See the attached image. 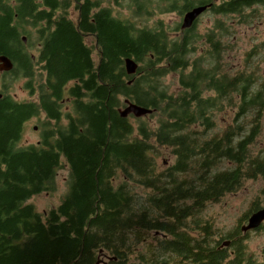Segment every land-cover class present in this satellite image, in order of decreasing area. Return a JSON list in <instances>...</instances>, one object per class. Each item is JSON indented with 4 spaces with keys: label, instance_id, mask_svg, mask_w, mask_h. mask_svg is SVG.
I'll return each instance as SVG.
<instances>
[{
    "label": "trees",
    "instance_id": "16d2710c",
    "mask_svg": "<svg viewBox=\"0 0 264 264\" xmlns=\"http://www.w3.org/2000/svg\"><path fill=\"white\" fill-rule=\"evenodd\" d=\"M212 1L0 0V57L13 64L0 73V264H138L135 249L143 234L136 227L157 213L134 194L137 185L167 186L174 175L184 184L191 172L193 183L202 185H193V194L211 199L233 180L229 173L208 172L205 155H240L239 184L251 176L244 163L252 155L248 145L263 131L261 112L250 128L241 123L222 132L215 119L227 106L243 116L254 105L252 75L242 71L237 78L222 68L230 42L219 44L217 34L222 29L229 37L232 23L243 22L251 6L249 0L213 5L208 36L197 32L198 21L181 28L185 13ZM72 6L75 21L67 18ZM168 13L180 22L159 18ZM127 58L138 65L134 75L125 71ZM171 75L175 91L164 82ZM18 81L24 91H38L32 104L37 114L54 117L56 106L69 101L68 132L20 145L30 115L28 102L11 93ZM126 101L152 110L150 119L121 117ZM153 117L156 123H149ZM79 126L84 136L76 141L72 130ZM163 148L176 153L175 173L170 166L157 169ZM64 168L69 177L62 202L37 212L28 201L53 191ZM121 168L129 181L126 197L122 183H113Z\"/></svg>",
    "mask_w": 264,
    "mask_h": 264
},
{
    "label": "flooded vegetation",
    "instance_id": "af4514ba",
    "mask_svg": "<svg viewBox=\"0 0 264 264\" xmlns=\"http://www.w3.org/2000/svg\"><path fill=\"white\" fill-rule=\"evenodd\" d=\"M224 1L226 0H213L199 5L205 6L206 11L195 23L199 22L205 15H210L214 21V15L211 14L213 5L219 6ZM244 1L246 0H239L238 3L243 2L242 4H244ZM248 5L251 7L246 13L254 15V21L248 27L250 33L245 32L241 36L248 41L250 46L248 52L252 55L250 64L259 69L258 65L264 62V55H262L264 54V0H249ZM72 8L78 14L74 6L69 9L68 13ZM220 14L219 17L223 21L224 18ZM67 18H69V14H67ZM232 24L239 27L247 26L243 25L242 22H233ZM212 28H205L203 35L208 36L209 30ZM217 34L219 36L218 43L223 45L225 43L223 30H218ZM203 41L205 42V40ZM24 43L26 44V42ZM222 61L220 62L221 65ZM222 68H224L223 65ZM257 71L251 74L252 85L249 89L250 100L254 103L253 107L243 116H240L239 111L236 110L233 122L229 126H240L243 123L250 128L257 121L255 112H261L259 122L262 124L264 118V81L262 79L264 77H259ZM240 72L237 70L233 73L238 78ZM38 75L39 73L36 72L33 76L37 78ZM37 93L38 91L34 89L27 91L26 101L29 104L30 118L23 126L20 143L27 127L37 138L35 142L27 143V145H39L45 139L51 140L52 137H57L60 131L62 133L68 132L69 127L70 106L65 104L66 101L64 100L59 103V106H56L54 117H50L46 112L37 114L32 109V104L40 99ZM234 99L239 104L238 95L234 96ZM248 113L251 114V118L246 121ZM93 132V129H90V138L95 136ZM72 135L73 140L78 141L84 136V129L80 126L75 127L72 130ZM258 137L259 135L254 136L248 145V149H255ZM172 150L174 149L172 148ZM251 154L246 155L248 163H244L245 166H249L251 176L242 178L240 184L239 176L243 173L242 169L240 172V155H205L206 160L211 165L207 169L208 172L211 174L215 172L229 173L232 174L233 180L232 183L229 181L227 184L221 185L222 192L211 199H209L208 194H202L203 199L201 200L193 194V185L195 187L202 185L193 183L191 172L187 174L184 184H176L174 175L173 184L170 183L167 186L137 185L134 194L139 197L144 207L156 208L154 211L157 213V215L151 216V219L143 216L142 222L136 227L143 234L138 247L135 249L140 254L138 264H264V219L249 228L252 218L264 210V148L256 153L251 151ZM172 155H176V153L173 152ZM210 156L213 157L210 158ZM176 162L174 157L170 167L175 166ZM167 168L161 171H165ZM172 171L175 173L176 169L173 167ZM125 175V168H121L119 182L122 183L121 186L126 192V197L129 181ZM117 182V179H113L115 187L119 185L116 184ZM177 192H180V199L178 200L176 199ZM239 194H242V199L238 204L229 199L237 197ZM214 206H218L219 212L227 217L223 225L216 224L213 219L205 215L207 209ZM121 219L125 221L126 218L121 216ZM113 230L114 227L112 226ZM122 244L126 246V250L123 252L127 253V244L125 242ZM150 249L153 253L152 256L147 255L150 253ZM110 260L108 259L107 263L104 264H109ZM125 264L132 263L130 260H126Z\"/></svg>",
    "mask_w": 264,
    "mask_h": 264
},
{
    "label": "rangeland",
    "instance_id": "374dc122",
    "mask_svg": "<svg viewBox=\"0 0 264 264\" xmlns=\"http://www.w3.org/2000/svg\"><path fill=\"white\" fill-rule=\"evenodd\" d=\"M109 1L110 0H104L106 4H108ZM68 14H69L70 20H73V21L76 20L77 14L74 8H72ZM245 15H248V16L244 19L242 23L243 25H247V26L239 27V26L233 25V28L231 30V34L229 35V37L225 36L224 34L225 42L229 41L230 45H229V48L226 49V52L223 57L222 65L224 66V70L228 72H232V73L236 72L237 70H240L241 72L247 71L250 74H252L258 70L257 72H259V77H264V62L258 65L259 69H256L253 65L250 64L251 57H252V55L248 53L250 50V46L248 44V41L242 36L243 34H245V32L250 33V30L248 27L254 21V15H251V13H246ZM158 16L159 14H156L155 17L152 19V21L157 20ZM159 18L164 19L166 22H180V20L182 19V18L180 19V17H178L175 13H168L167 15H161L159 16ZM231 18H232L231 22H233L235 18L232 16ZM236 20L234 22H236ZM199 22L200 24H199V27L197 28V32L199 34H201V32L203 33L205 31L204 30L205 28L214 27V24H215L214 21L211 19L210 15H205L204 17H202V19ZM245 63H248V64L245 65ZM262 81H264V79H262ZM164 82L165 84H170L174 91L177 89V87H175L176 83H175L174 75L168 76ZM11 93L20 100H26L27 98V92L22 89L21 81L14 82L12 84ZM235 101L237 102V100ZM68 102L69 101H66L65 104L68 105ZM236 110H237V107L233 108V107L227 106L225 110L220 111V112L217 111L215 113V119L217 121L216 125L218 127V130H221L223 132L224 130L227 129L226 127L229 126L233 122V116ZM148 116L143 117V118L150 119V117ZM249 118H251V114L248 113L246 116V119H249ZM149 123H156V117L151 118V121H149ZM262 127H263V131L258 134L259 137H258V141L256 142L255 149L254 150L249 149L250 154H251V151L256 153V152H260V150L264 148V118L262 120ZM36 140L37 138L32 133L31 129L27 127L24 131L23 140L20 143V145H27V143H32V142H35ZM161 152H162L161 155L155 157L157 166H158L157 167L158 171H161L162 169H165L171 166L170 164L174 161V157H175L174 155H172L171 149L163 148L161 149ZM68 177H69V174L66 168L59 170L54 180L55 181L54 190L50 192H44L42 194L32 197L28 201V203L31 204L36 209V211L39 213L47 212L53 208H56L62 202L64 196L66 195L67 186H68ZM117 180L118 182L116 184H120L119 179ZM229 199L233 200L235 204H238V202L242 199V194H239L237 197H231ZM205 215L208 218L213 219L215 223L218 225H223V223L227 220V217L223 216L219 212L218 206L209 207Z\"/></svg>",
    "mask_w": 264,
    "mask_h": 264
},
{
    "label": "water",
    "instance_id": "95a60500",
    "mask_svg": "<svg viewBox=\"0 0 264 264\" xmlns=\"http://www.w3.org/2000/svg\"><path fill=\"white\" fill-rule=\"evenodd\" d=\"M205 11H206L205 6H199L185 13L182 18L181 28L183 30L191 28L195 23V21ZM23 41L26 42L25 37H23ZM124 67L128 75H134L137 71L138 65L132 59L127 58L124 62ZM12 69H13V64L10 61V59H8L5 56L0 57V72L1 73L10 72ZM125 103H126V107L119 111L121 117L125 118L129 115H133L136 118H142L151 115L153 113L152 110L137 106L133 103H130L129 101H126ZM262 219H264V210L252 218L249 224V228L253 225H257Z\"/></svg>",
    "mask_w": 264,
    "mask_h": 264
}]
</instances>
